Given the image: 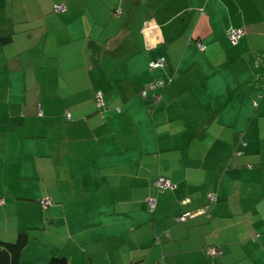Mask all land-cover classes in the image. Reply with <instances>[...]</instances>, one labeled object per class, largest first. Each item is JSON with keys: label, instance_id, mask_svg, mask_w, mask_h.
Returning a JSON list of instances; mask_svg holds the SVG:
<instances>
[{"label": "crops", "instance_id": "crops-1", "mask_svg": "<svg viewBox=\"0 0 264 264\" xmlns=\"http://www.w3.org/2000/svg\"><path fill=\"white\" fill-rule=\"evenodd\" d=\"M0 29V240L28 233L19 264H264V0H0Z\"/></svg>", "mask_w": 264, "mask_h": 264}, {"label": "built area", "instance_id": "built-area-1", "mask_svg": "<svg viewBox=\"0 0 264 264\" xmlns=\"http://www.w3.org/2000/svg\"><path fill=\"white\" fill-rule=\"evenodd\" d=\"M55 11H61L63 10V5L62 4H58L55 6L54 8ZM117 13H120V9L117 10ZM244 34V31L241 30V29H229L227 31V36L228 38L231 40V41H236L240 36H242ZM199 47H202V45L200 43H198ZM165 62V58L164 57H158L157 59L155 60H152L149 62V67L150 68H154V67H157V66H161L163 65ZM166 82L162 79H155V80H152L151 82L145 84L141 90H140V93L143 97H146V91L147 90H153V89H156L158 87H162L163 85H165ZM95 99H96V106L98 108H102L103 106V99H102V94L100 91H96L95 92ZM159 100V95H154L153 96V101L154 103L158 102ZM38 109H39V115L42 114V111L41 109L39 108V105H38ZM119 110V109H118ZM67 117L69 118L70 117V114H67ZM157 189L159 191H164L166 190L167 188L170 187V183L169 181L162 177V176H159L155 181H154ZM207 197L210 201H213L215 200V194L214 193H208L207 194ZM145 200L147 202V205L149 207L150 210H154L155 207H156V198L154 196H146L145 197ZM40 203L44 206V207H47L51 204L50 200L47 199V198H43L40 200ZM208 205H206L205 207H202L200 209H197L195 212H184L178 216H176L175 220L177 222H181V221H185L187 218H190L191 216H193L195 213H202L204 211H206L208 208ZM216 252H218V248L214 247V248H208L206 249V253L209 254V255H213L215 254Z\"/></svg>", "mask_w": 264, "mask_h": 264}, {"label": "trees", "instance_id": "trees-1", "mask_svg": "<svg viewBox=\"0 0 264 264\" xmlns=\"http://www.w3.org/2000/svg\"><path fill=\"white\" fill-rule=\"evenodd\" d=\"M117 10L115 11L117 12ZM12 33L13 32L11 30L0 29V43L5 44L9 42L12 38ZM87 46L91 51V56L93 57V59H96V54L99 50V46L92 40L88 41ZM118 109L119 108H117V110ZM28 239H29L28 233L25 231V232H20L14 241L0 240V264H19L21 251L27 245ZM49 264H69V263L66 257L53 255L50 258Z\"/></svg>", "mask_w": 264, "mask_h": 264}]
</instances>
